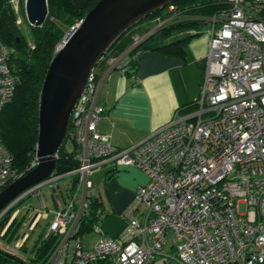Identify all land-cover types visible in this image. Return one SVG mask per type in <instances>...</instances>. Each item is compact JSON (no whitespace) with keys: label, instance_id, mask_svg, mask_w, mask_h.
Here are the masks:
<instances>
[{"label":"built area","instance_id":"obj_1","mask_svg":"<svg viewBox=\"0 0 264 264\" xmlns=\"http://www.w3.org/2000/svg\"><path fill=\"white\" fill-rule=\"evenodd\" d=\"M225 1L227 9L206 18L210 45L195 108H179L170 122L131 146L118 148L99 130L106 114L99 95L109 73L90 74L67 132L78 146L79 164L70 173L80 172L81 183L112 163L141 169L147 182L137 188L123 233L109 236L96 226L101 235L92 249L80 236L92 198L59 194L47 237L60 241L44 264H153L158 254L165 264H264V0ZM10 2L17 13L20 0ZM166 10L170 15L160 24L179 15L174 3ZM10 55L0 39V119L18 84ZM36 165L37 158L30 168ZM21 176L0 136V192ZM60 177L52 175L21 198ZM20 199L0 212V222ZM18 212L5 221L0 238ZM40 218L32 211L26 223L34 228ZM18 236L16 250H7L20 254L29 234ZM170 236L174 253L163 251Z\"/></svg>","mask_w":264,"mask_h":264},{"label":"trees","instance_id":"obj_2","mask_svg":"<svg viewBox=\"0 0 264 264\" xmlns=\"http://www.w3.org/2000/svg\"><path fill=\"white\" fill-rule=\"evenodd\" d=\"M98 1L48 0L49 17L43 25L32 27L31 39L33 43L30 44L16 22L17 17L10 0H0V39L10 48L11 68L18 77L14 98L2 110L0 136L13 152L14 166L23 175L31 170L30 165L36 157L41 90L49 65L56 53V48L65 33V27H71L77 21L83 19ZM173 3L178 6V17L169 25L161 27L144 39L133 50L135 52L132 51V54L138 51L157 50L170 56H183L184 44L194 33H198L202 29V26L207 22L206 18L229 7V3L225 0H177ZM167 7L168 5L162 10L150 13L128 29L110 48L108 54L112 51L119 54L126 51L133 44L134 34L150 27L155 18L170 15V11L166 10ZM259 15L264 18V10ZM189 29L190 32H188ZM102 64L101 59L95 69H98ZM132 64L130 62L126 66L127 71L130 70ZM195 106L196 102L184 108L191 109ZM68 142L70 143L68 137H66L58 152L55 166L57 175L66 174L76 169L79 164L77 160L78 146L76 143L71 142L73 149L68 150L66 148ZM77 188V176L71 177V185H68L67 194L71 196ZM28 196L30 195L23 197L11 208L4 222ZM29 210L31 209L29 208ZM101 212V203L92 198L91 212L81 222V235H85V233L94 229L97 214ZM25 218L26 215L21 220H18V217L15 218V224L10 228L13 235L9 241H12ZM59 241L56 236L47 237L42 234L32 250H29L26 243L20 249L21 252L26 254H33L30 259L26 260L12 252H8L7 255L0 254V264H44ZM95 264L108 263L99 261Z\"/></svg>","mask_w":264,"mask_h":264},{"label":"crops","instance_id":"obj_3","mask_svg":"<svg viewBox=\"0 0 264 264\" xmlns=\"http://www.w3.org/2000/svg\"><path fill=\"white\" fill-rule=\"evenodd\" d=\"M166 17L161 16L152 34L161 28L160 21ZM207 24L205 22L184 44L183 56H170L157 50L132 54L130 46L119 57L109 59L105 67L99 66L102 73H109L99 95V102L106 110L99 130L111 135L114 146L127 148L140 141L170 122L176 110L191 105L200 97L210 45ZM145 37H149L148 34ZM130 62L132 67L123 73L121 69ZM146 182L147 176L141 169L118 168L108 163L88 173L83 182L78 181V188L72 195L77 194L83 183V196L97 200L102 208L90 232H97L99 239L101 232L96 226H100L106 235L118 237L126 228V213L135 202L138 186ZM51 187L56 188L55 193L60 191L64 198L72 196L63 194L59 185ZM85 235L80 233L82 245Z\"/></svg>","mask_w":264,"mask_h":264},{"label":"water","instance_id":"obj_4","mask_svg":"<svg viewBox=\"0 0 264 264\" xmlns=\"http://www.w3.org/2000/svg\"><path fill=\"white\" fill-rule=\"evenodd\" d=\"M174 1L177 0H99L67 32L49 65L41 90L37 165L0 192V212L57 175L58 152L93 68L128 29ZM26 13L31 25H42L49 16L48 0H27ZM0 254L7 255L1 249Z\"/></svg>","mask_w":264,"mask_h":264},{"label":"rangeland","instance_id":"obj_5","mask_svg":"<svg viewBox=\"0 0 264 264\" xmlns=\"http://www.w3.org/2000/svg\"><path fill=\"white\" fill-rule=\"evenodd\" d=\"M26 1L27 0H20L19 7L17 9L18 12L17 13L15 11L14 12H15L16 17H17L16 22L19 25V28H20L22 34H24V36L28 39L30 44H32L33 42H32L31 36H32V27H33V25L30 24V22L28 20V17H27ZM10 4H11L13 10H14L13 4L12 3H10ZM19 19L21 20V23H18ZM51 19H53V17H51ZM83 19H81V20L77 21L76 23H74V25H72L71 27H68V28L65 27V30H64L65 33H64V35L62 37V40L58 44V46L56 48V51L58 50L59 45L61 44V42L64 40L67 32L72 27L78 25ZM168 21L166 23L159 24V25L161 27H164V26H166ZM157 22H158V18H155L154 21H152V24H151L150 27H147V29H144L142 31H139V30H141V29H139L138 30L139 32L133 35V44L131 46L133 48V50H135L141 44L140 43L141 40L142 39L144 40L146 38L145 36L147 34H148V36H150L152 34V32L154 31V29L156 27ZM33 47H34V44H33ZM133 52H135V51H133ZM119 55H120L119 53H115L114 51H112L111 53L109 52V54L107 52L106 55L104 57H102V62H103L102 65H104L103 67H105L106 62H108L109 59H113L115 57H119ZM93 72H96L98 75H100L103 71H101L100 67H98V69H94L93 68L91 73H93ZM73 112H74V110H73ZM73 112H72V116H73ZM72 123L73 122H72V118H71V123H70L71 126H72ZM66 148L68 150H72L73 149V145L71 144V142L70 143L68 142L66 144ZM74 170L75 169H73L71 171H74ZM70 172H68V173H66L64 175H59V176H61V178H58L57 180L51 182L50 184H46V185L41 186L40 189H39V192L37 194H34V195L31 194L30 196L25 198L23 200V202L18 206V208H17V210L19 211L18 212L19 213L18 214L19 215L18 216V220L19 219L21 220L26 215V218H25L24 222L21 224L20 229L18 231L19 232L23 231L24 233L29 234V237H28L27 242H26V245L28 246L29 250H32V248L34 247V244L36 243V241H38V239L41 237L42 234H43V236H47L48 235L51 222L53 221V219L55 217V211H56V206H57L56 203L59 200V196L58 195H59L60 191H58V193L57 192L56 193L53 192L51 186L59 185L60 189L62 190V193L66 194L67 190H68V185H71V177L77 176V180L80 178V174H81L80 172H77L75 174L74 173H70ZM78 181H80V180H78ZM83 187L84 186H83V183H82L80 185L79 191L76 194V195H78V198H81L83 196V190H84ZM44 205L47 206V207H45ZM29 208L31 210L28 211ZM27 211H28V213H27ZM32 211H35L36 213L37 212L41 213V218L39 220V223L34 228L30 227L26 223V219H27V217L29 215L32 214ZM4 223H5L4 221L0 222V230L4 227ZM9 223H11V224L9 225L8 229L4 230V233H5L4 237H6V238L5 239L0 238V248L2 250H5V251L11 253L12 251L10 252V250H7V249L10 248L11 250H16L15 249V243H16L15 240L18 237V234L14 235L12 241H9V239H11V237L13 235V233L11 232L10 228L15 224L14 221H10ZM98 236L99 235L95 231L87 233L84 236V243H83L84 248L85 247L86 248H91L93 245H95L93 243L95 241H97ZM172 242H173V238H172V236H170L169 243L163 249L164 252H166L167 250H170L172 253L175 252V248L171 247ZM19 253L20 254H17L16 252H13V254H16V255H18L21 258L26 259V260L30 259L31 256L33 255V254H26V253L21 252V251H19ZM1 264H3V263H1ZM153 264H165L163 255L162 254L156 255V258H155V261L153 262Z\"/></svg>","mask_w":264,"mask_h":264},{"label":"bare ground","instance_id":"obj_6","mask_svg":"<svg viewBox=\"0 0 264 264\" xmlns=\"http://www.w3.org/2000/svg\"><path fill=\"white\" fill-rule=\"evenodd\" d=\"M48 7H49V6H48ZM163 8H164V7H163ZM163 8H160V9H158V10H162ZM156 11H157V10H156ZM154 12H155V11H154ZM146 17H147V16H146ZM144 18H145V17H144ZM160 18H161V17H158V20H159ZM141 20H142V19H141ZM141 20H140V21H141ZM142 41H143V39L141 40V42H142ZM141 42H140V43H141ZM21 199H22V198H21ZM21 199H20V200H21ZM20 200H19V201H20ZM19 201H18V202H19ZM54 218H55V217H54ZM18 238H19V236L16 238V240H17ZM27 239H28V237L23 241V243H26V242H27Z\"/></svg>","mask_w":264,"mask_h":264},{"label":"clouds","instance_id":"obj_7","mask_svg":"<svg viewBox=\"0 0 264 264\" xmlns=\"http://www.w3.org/2000/svg\"><path fill=\"white\" fill-rule=\"evenodd\" d=\"M171 4V3H170ZM105 56V55H104ZM103 56V57H104ZM96 67V66H95ZM95 67H94V69H95ZM67 137V136H66ZM19 229H20V227H19ZM19 233V231L16 233V235ZM6 238V237H5ZM1 249V248H0ZM21 249V248H20ZM2 250V249H1ZM4 252H6L7 254H9L7 251H5V250H3Z\"/></svg>","mask_w":264,"mask_h":264}]
</instances>
